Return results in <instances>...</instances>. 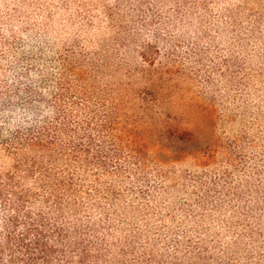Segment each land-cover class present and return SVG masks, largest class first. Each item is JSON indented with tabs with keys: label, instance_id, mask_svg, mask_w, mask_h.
Segmentation results:
<instances>
[{
	"label": "rangeland",
	"instance_id": "374dc122",
	"mask_svg": "<svg viewBox=\"0 0 264 264\" xmlns=\"http://www.w3.org/2000/svg\"><path fill=\"white\" fill-rule=\"evenodd\" d=\"M61 84L57 147L107 152L74 168L101 192L87 264H264V0H0V97L50 118ZM19 158L0 141V181Z\"/></svg>",
	"mask_w": 264,
	"mask_h": 264
},
{
	"label": "trees",
	"instance_id": "16d2710c",
	"mask_svg": "<svg viewBox=\"0 0 264 264\" xmlns=\"http://www.w3.org/2000/svg\"><path fill=\"white\" fill-rule=\"evenodd\" d=\"M28 74L26 70L16 78L31 85ZM29 86L16 89L19 102L13 106H9L12 97H0V141L9 154L25 158L16 159L14 170L0 181L5 211L0 254H7L10 264H87L92 259L91 252L99 246L100 227L96 223L101 220L84 214V200L93 199L95 194L96 199L101 192L84 191L82 196L78 181L82 179L74 168L83 162L104 168L107 152L101 144L88 138L87 131L78 133L81 135L78 142L58 148L60 133L72 125L65 118L67 111L62 102L66 101L65 89L62 90L61 84L59 99L54 101L56 110L46 118L37 104L38 99L43 98L41 92H37L34 99ZM75 132L77 128L72 131ZM56 156L63 157L64 164H45L38 160L47 157L45 162H50ZM21 165H25L26 173L34 178L35 190L21 184ZM1 261L0 258V264Z\"/></svg>",
	"mask_w": 264,
	"mask_h": 264
}]
</instances>
